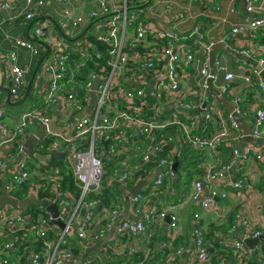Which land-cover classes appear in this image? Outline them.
<instances>
[{
  "label": "built area",
  "instance_id": "obj_1",
  "mask_svg": "<svg viewBox=\"0 0 264 264\" xmlns=\"http://www.w3.org/2000/svg\"><path fill=\"white\" fill-rule=\"evenodd\" d=\"M25 1L26 4L22 7L14 0H0V25L4 21L10 24L26 23L40 14L43 0ZM83 1L92 4L87 17L95 21L93 33L88 37L102 47L94 46L87 38L75 51L66 39L46 22L32 26L31 34L35 38L32 41L23 36H10L14 46L29 51L33 60L41 55L43 48L36 44L35 40H39L42 45L46 44L49 52L41 67V73L47 78L42 105L22 111L14 124L9 125L5 121L4 103L0 102V149L18 144L15 153L7 154L5 158L0 157V174L5 169L9 170V176L2 186L10 193L32 179L34 172L29 169L31 156L22 150V144L27 136V128L33 122L47 127L52 118L51 114L46 112L53 111L63 131L47 130L38 140L39 148L55 151L62 149L68 152L65 158L81 192L73 198L69 191L59 190L60 169H45L39 179H50L53 182L51 193L55 199L49 200L57 203L59 218L66 223V227L60 229L50 223L51 215L43 207V213L38 214L36 219L29 218L23 209L14 206L2 208L0 224L7 229L10 238L0 237V264H15L9 255L19 252L20 244L29 241V234H32V244L28 249L29 264L96 262L95 258L88 257L85 252L77 256L71 251L70 242L66 238L68 227H73V236L84 250L102 240L107 234V229L113 226L117 236L116 243L122 237L128 236V251L133 255L138 251L136 243L141 236L150 232L154 223L163 222L167 217L169 222L163 234L166 239L160 243V248L163 254L171 252L167 254L166 262L173 261L181 253V249L174 253L171 249L176 237V216L155 205L144 210V201L147 200V195L152 194L141 195L138 192L130 197L128 206L136 216L134 219L119 217L118 209L123 202L115 208H102L94 212L100 200H85L89 192L97 191L101 187L104 175L103 161L97 153L96 141L110 140L106 149L104 146L102 148L104 152L109 151L112 155L127 153V145H133L136 155L143 162H147L151 154H156L165 147L166 140L163 138L153 142L154 131L164 129L169 124H175L179 129L169 138L174 140L175 145L186 143L192 149L204 152L205 158L199 164L201 173L193 174L190 182V199L205 210L219 213L224 210L218 207L216 197L226 199L229 196H237L244 199L241 200L243 206L235 213V224L222 237L224 246L232 248L238 259H248L250 251L243 239L264 235V221L254 223L247 215L244 202L251 200L245 199L258 197V194L253 188L244 189L243 179H235L232 171L245 167L250 160L264 163V144L239 148L241 134L238 124L225 112L216 96L209 97L206 106L203 107L202 104L208 78H212L213 86L219 88L224 96L226 94L225 97L234 105L238 114L242 112L239 108L240 98L229 87L230 81L240 77L246 86L258 84L264 92V82L260 77V70L255 65L249 63L243 73L235 74L227 70L221 56L216 52L213 60L214 71L211 73L208 57L212 44L224 42L238 56L255 61L264 69V45L256 41L259 34H264V0H243V14L240 11L242 17L235 21L227 15H220L221 0H165L164 12L169 14L166 22H173V28L167 30L159 29L150 19L141 18L136 4L139 0ZM228 1V13H239L235 6L237 0ZM56 2L62 6V18L58 24L61 31L68 30L71 24L85 20L83 16H74L70 0ZM197 17H203L206 21L208 18L214 24L212 27L216 30V35L209 36L199 22L192 25L189 31L176 30L174 24ZM232 38L236 42L233 45L230 44ZM2 40L0 36V58L6 63V73L11 80V100L17 102L27 86L29 67L19 64L14 51L3 52ZM93 59L106 62L108 66L94 63L97 67L84 80V96L81 97L75 85L76 74L85 69ZM221 73L226 83L218 84ZM92 95L95 97V105L89 112L84 113L85 104ZM189 97L192 98L188 99ZM149 98H153L152 104L148 102ZM163 109L171 110L167 120L148 115V111L160 112ZM76 110L77 116L71 122L70 114ZM203 121L210 122L215 130L205 135L204 129H201ZM133 135L147 138L152 143L140 150L136 143L129 141ZM251 135L258 140L264 138V109L256 110ZM44 138L51 140L49 145L43 142ZM225 140L233 142L234 147L228 164L220 165L218 149ZM81 145L84 147L80 148ZM177 148L173 146L152 170L151 173L155 174L150 187L152 193L158 194L163 187L168 188L173 180H177L176 170L173 168ZM117 174L113 181H118L119 186L128 193L125 184L131 177V167H126L124 172ZM27 192V195L39 197V186L31 184ZM174 192L172 190V193ZM177 192L186 194L182 189ZM236 225L242 227L240 241H227V236L235 231ZM192 233L195 252L190 255L189 264H207L208 251L197 225H194ZM38 240L42 244L39 251L33 246V242ZM217 264L231 263L219 260ZM257 264H264V257L260 258Z\"/></svg>",
  "mask_w": 264,
  "mask_h": 264
},
{
  "label": "crops",
  "instance_id": "obj_2",
  "mask_svg": "<svg viewBox=\"0 0 264 264\" xmlns=\"http://www.w3.org/2000/svg\"><path fill=\"white\" fill-rule=\"evenodd\" d=\"M114 1L118 2L119 0L118 1L114 0ZM14 2H16V4L22 7L25 6L26 4L25 0H14ZM221 3H222V9H221L220 15H227L228 18L233 21L238 20L242 17V15L240 14V11H242L241 13L243 14V0H237L235 2V6L239 10V13L237 14L228 13L227 9L230 5V2L228 0H221ZM69 4L73 9L74 16H83L85 17V20L81 23L71 24L68 27V30L61 31L58 28V24L62 18V6L58 4L56 0H43V4L39 10L40 14L37 15L39 16L38 17L39 19L34 21L32 24L28 22L26 23L16 22L15 24H10L7 21H4L0 25V36L3 38L1 50L3 52L14 51L17 54L19 64L29 67L28 80L31 77L33 71L36 70V73H35V76L32 82V87L29 93V95L31 94L33 96V97L31 96L32 100L30 102L31 104L30 106L40 107L42 105V96L44 92L43 90L45 89L47 85V78L46 76H44V74L41 73V67L43 63L46 61V59L48 58L49 48L46 44L42 45V44L36 43L43 47L42 52H41L42 56L40 55L41 57H39V59L42 57L44 59L42 61L43 63H41L38 68L37 67L34 68L36 61L34 62V60L31 58L29 51L23 48L15 47L10 36H23V37L29 38V40L31 39L32 41L33 39H35L33 38L31 34L32 26L38 24L39 22H46V23H49L52 27H54L60 36L66 39V41L68 42L71 48H74L75 51L78 50V48L82 46L84 42L87 41V38L89 37L88 35H85L86 32L82 35V37L78 39L76 37L81 32H83V30L86 29V27L89 24H91V26L88 29L93 28V22H95V21L92 22V20L87 17V13L89 9L92 8V4L86 3L83 0H70ZM138 4H139L138 10H140L141 13L145 6H147L146 8L158 6L162 8L163 10L165 9L164 5L159 4V1L153 2L152 0H139ZM119 5L120 4L118 3L117 6ZM176 8H179V7H176ZM162 13L163 11L162 12L157 11L156 14L151 13V15L154 16L157 21L153 19H150V20L154 21L159 29L167 30L169 28H173V22H166V20L169 18V14L164 12L162 15ZM193 24H194L193 21H188V22L177 24V25L174 24V26L176 27V30L180 32H186L191 29ZM213 25L214 24H212L207 18V21H204L202 24L203 26L202 29L203 31L204 30L207 31L209 36H215L216 30L212 27ZM6 35H9V36L6 37ZM89 41L92 42L94 46L102 47V46H99L100 44L98 43L96 45L91 38H89ZM235 43L236 42L234 41L233 38L230 39L231 45ZM216 52H217L216 53L217 55L221 56L222 61L224 65L226 66L227 70L232 73H235V74H239L240 72L243 73L244 69L247 67V63H245V61H243L238 55H234L230 52H227L222 48L217 50ZM39 59L37 61H39ZM87 67L85 69L86 77L92 71L90 69H87ZM222 74L223 73H221L220 75L218 84L226 83L223 80ZM85 79L76 77L75 85H77L78 87L77 90L79 93L82 90ZM0 85L10 90L11 80H10V77L6 73V63L1 58H0ZM228 85L232 88L231 90L234 91L237 94V96H239L241 102L243 100H246V102L244 103L242 112L239 114V116L241 117L242 120H244L245 122L249 124V129L251 133L256 110L264 109V92H262L257 87V89L255 90L254 101L247 102L246 92H250L251 90L254 89V87H250L253 84L250 86H246L240 77H236L235 79L230 81ZM0 92L5 93V100L0 101V102H4L7 106L5 110V113H6L5 121L9 125H13L18 114L26 110L27 107L21 110H17V108L15 109L14 107L9 106L6 102V97H7L6 92L1 89H0ZM83 96L84 95L82 94V97ZM11 102L13 101L11 100ZM94 105H95V97L94 95H92L87 101V103L85 104V108L83 112L84 113L89 112L94 107ZM50 114H51V118H53V116L55 115V112H50ZM38 124H39L38 122H33L27 128V136L34 134V132L37 129ZM57 124L62 126L58 122ZM239 132L241 134V138L238 142L239 148H243L246 146H257L258 147L259 145L264 144V138L260 140L255 139L254 144L248 143L244 140L243 133L240 127H239ZM38 142H37V148L34 147L35 150H37V152H39L40 154H45L43 153L44 149L39 148ZM5 150L6 148L1 149L0 154H2ZM47 151L48 153L46 154L62 152L65 154L63 155L64 158L68 156V152L62 149L55 151L49 148L47 149ZM204 158L200 162H202ZM223 160L224 158L221 157V153H219V162H223ZM30 161H31L30 164L33 163L32 159ZM47 161L48 159H45L43 162H39L37 160V163L35 164V166L33 163L32 170L34 174H37L38 178H41L42 173H40V171L43 169V167H47L49 165ZM262 163L263 162L258 163V162H254L253 160H250L247 162L245 167L241 169H237V170L235 169L232 171V176L235 179H238V178L243 179L244 189H246V187H248L249 189L253 188V191L258 194V197L246 198L245 200H251V201L244 202V205L247 208V215L254 223H260L261 221H264V186L263 184H260L261 182H264V166H262ZM54 168H58V167L49 166V169L51 170H53ZM151 174H154V173H151ZM8 176H9V170L5 169L0 174L1 183H3L4 180H6ZM154 177H155V174L153 175V179L151 181L154 180ZM138 181H136L133 184V186ZM190 182H187L186 184H181L179 186V190L182 189L184 193L186 194L184 195L180 192V194L176 196L178 200H164V197H166V194L170 193L169 192L170 188L168 186V188H165L164 191L162 189L160 192H158L159 194H154V196L147 195V200L144 201V205H145L144 210L155 205L157 208L161 210H165L169 212L170 214H173L176 216V225H175L176 227L174 229L176 237H175V242L173 243V246L171 249H173V253L176 250L181 249V253L179 254V256H176L175 259L171 261L170 263H167L166 260L163 261L162 259L163 252H162V249L160 248L161 246L160 243L162 242V239L164 237L162 234H164V231L166 230L165 226L168 225V222H169V221L168 222L166 221V218L163 222L154 223L150 229V232L142 235L141 239L136 243V247L138 250L137 253H143L144 260H139L137 257H134V258L131 257V256H134V254L131 255L129 253L130 250L128 251V245L130 243V238L128 236L122 237L120 241L116 243L117 236L115 235V228L113 226L107 229V234L102 240L96 241L89 248L84 249V250L82 249V247H80L81 248L80 253L82 254L83 252H85V254L88 257L95 258L96 262L98 259L97 263H100V264H189L190 255L195 252V249L193 248V242H192L193 241L192 232L194 230V225H197L198 223V225H200L201 228H203L207 232L212 224L221 225V224H224L225 222L227 223L230 212L232 211L236 212L238 209H240L243 206L241 200H244L243 198H239L237 196H229L226 199H221L219 197H216L215 201L217 202L219 208H223L224 210L223 213H219L213 210H205L201 208L196 202L190 199L188 195L192 191ZM144 187L145 186H143L141 189H143ZM129 190H128V193L126 192L123 193V201H122L123 204L118 209L119 217L134 219L136 216L132 213L130 206H128V200H130V197L132 196V194L129 193ZM228 231L229 230L227 228V232ZM225 232L226 231L222 232V234H226ZM29 235H32V234H29ZM241 235H242V227L236 225L235 231L227 236V241H231V242L240 241ZM0 237L5 238V239L10 238V234L8 233L7 229L2 224H0ZM223 239L224 237H222V240ZM208 240H211V239H208ZM209 242L210 241H208V243ZM246 247L250 251L248 259L236 258V252L232 248L224 246V245L219 246L216 251L219 252L218 257L221 256L227 260L232 259L231 257L233 256L234 257L233 259H235L234 260L235 263L233 262L234 264H257L259 262V259L263 257L264 247L261 244H258L255 249H250L248 246ZM115 251H118L119 253ZM9 257L11 260L15 262V264H19L21 254L20 253L10 254ZM24 264H29L28 263V253L26 255V260Z\"/></svg>",
  "mask_w": 264,
  "mask_h": 264
},
{
  "label": "trees",
  "instance_id": "obj_3",
  "mask_svg": "<svg viewBox=\"0 0 264 264\" xmlns=\"http://www.w3.org/2000/svg\"><path fill=\"white\" fill-rule=\"evenodd\" d=\"M136 4H138V3H136ZM136 4H134V5H136ZM38 17L39 16L36 15L32 20L28 21V23L32 24L34 21L39 19ZM141 18L144 19L143 17H141ZM144 20H147V19H144ZM93 21H94V19L92 20V22ZM188 21H193V23H194L193 25H195L198 22L203 24V22L206 21V19L203 17H197L195 19L189 18L187 20V22ZM35 41H36L35 43L41 44L39 42V40H35ZM256 41L259 42L260 44L264 45V34H260ZM41 56H39V57H41ZM39 57L36 58V60H34V62L36 61L34 68L39 67V66H37V63H38L37 60L39 59ZM90 66H91V64L87 67V69H90L89 68ZM85 69L81 70L80 73H77L76 77L85 79L86 78ZM64 85H66V84H64ZM250 87H254V89L251 90L250 92H246L247 102H250V101L253 102L254 96H255V90L257 89V87L260 89L258 84H253ZM31 96L32 95L30 94L28 97L31 98ZM225 96H226V94H225ZM191 98L192 97H189L188 99H191ZM153 101H154L153 98L148 99V102H150V104H152ZM245 102H246V100H243L242 102L240 101V103H239V108L241 109V111L243 109ZM170 112H171V110H168V109H163L160 112L148 111V115H150V116L153 115L155 118H157L159 120H167L169 118ZM225 112L227 113L226 110H225ZM46 114H50V111H47ZM76 116H77V110L70 114L71 122L74 120V118ZM71 122H68V124H70ZM202 128L204 129L205 135H208L210 132H213L215 130L214 126L210 122H207V121L201 122V129ZM178 130L179 129L175 124H169L164 129H161V130L156 129L154 131L153 142H157L158 140L163 138L166 140V141H164L165 147L162 148V150L158 151L156 154H151L149 157V161H147V162H143L142 159L139 158L135 154V150H134L135 148L133 145H131V146L127 145V147H126L127 153H120L118 155H112L109 151L104 152V148H102L103 147L102 141H96V146L98 149L97 153L103 161L104 175L102 178L101 187L97 191L89 192L85 196V200H93V199L100 200L99 204L96 206L94 212H98L102 208H113V207L115 208V207L119 206L120 205L119 203H121L123 201V193H125V190H123L119 186V184L117 183L118 181L117 182L113 181V178H115L118 175L117 174L118 172L122 173L125 171L126 167H129V168L131 167V170H132L131 177L128 179V181L125 184L126 189L129 190L136 181L148 177L151 174L154 167L159 162V160L161 158L165 157L167 152L169 150H172L171 148L173 146L178 147L177 152L174 153V159L176 162L175 170H176L177 180H173L170 183L169 192L173 196L176 197L178 195V192H177V194L175 192L179 190V186L181 184H186L187 182H190L191 179L193 178L192 177L193 174L199 175L201 173L199 164H200V161L204 158V155H203L204 152L196 150V149H192L186 143H181L179 145H175L174 140L169 139V138L172 137V135H174L175 133H177ZM127 133H128V131H127ZM168 139H169V141H168ZM129 141H133L134 143H136V145H138L140 147V150H143V148L146 145H148L149 143H152L151 140L144 138V137L136 136V135L131 136ZM43 142L46 145H49L51 140L44 138ZM154 145L159 146V144H155V143H154ZM17 147H18L17 143L12 144L8 148H6V150L0 155V157L3 156V158H5L7 154L15 153L17 151ZM33 147L37 148V143L34 144ZM83 147H84V145L80 146V148H83ZM233 147H234V144L230 140H225L219 146L218 151H219V153H221V157L224 158L223 162H221L220 165L228 164V162L230 161L231 156H232ZM77 148H79V147H77ZM224 150H226V151H224ZM43 153H45V154L48 153L47 148H44ZM52 154H54V153H52ZM31 159L33 160L32 162L34 163V166H35V164L37 163V159L32 157V156H31ZM33 163H31L29 165V167H30L29 169L31 171H33L32 170ZM47 163L49 165L47 167H43V169L40 171V173L44 172V170H45L44 168L47 169V168H49V166L50 167H58L60 169V180L58 181L59 190L69 191L71 193V195L73 196V198H76L78 195H80L81 189L78 186L75 178L73 177V174H72L71 168H70V164L66 160V158L53 156V157L48 159ZM262 166H264V163H262ZM152 183H153V181L150 180L149 183L143 189H141L139 194H141V195L152 194L154 196L155 193H152V191H150V189H151L150 187L152 186ZM31 184H36L39 186V197L40 198L51 199V196L53 194L50 191L52 188H54L53 182L50 179L40 180L37 177V174H34V176L32 177V179L29 182L21 184L18 187H16V189L11 190L10 194L17 197V198H23V197L27 196V194H28L27 190ZM260 184H263V186H264V182H261ZM2 187L3 186H2V183L0 181V190ZM172 190H174L175 192L172 193ZM43 210L44 209L41 206L31 204V205L27 206L26 209H24L23 211L26 214V216H28L29 218L36 219L38 214L43 213L42 212ZM235 213L236 212H234V211L230 212V214L228 216L227 223L225 222L224 224H221V225L213 224L210 226V228L207 232L203 228H201V226L198 225V223H197V226L199 227V229L201 230V234L203 235L204 244H205L206 249L208 251V263L207 264H217V262L219 260H224L227 263H231V264L235 263L234 262L235 259H233L234 258L233 256L231 257L233 260L230 259V260H232V261H230V260H227L221 256L218 257L219 252L216 251L219 246L224 245V242L222 240V235H223L222 232H224V231L227 232V228L229 230L235 224ZM55 228L58 229L57 227H55ZM50 235L53 236L52 233H50ZM163 236L164 237H163L162 241L164 239H166L165 235H163ZM53 238H55V237H53ZM66 238L70 242L71 251L73 253H75L77 256H79L80 251H81V248L79 246V242L75 239V237L73 235L67 236ZM28 239H29V241L26 244L25 243L20 244V250L17 253V254H19V253L21 254L19 264L25 263L26 255L28 253L29 246H30V244H32V242H31L32 236L31 235L28 236ZM208 239H211V240H208ZM208 241H210V242L208 243ZM33 244H34L35 249H37V251L42 249L41 241L38 240L36 242H33ZM261 245L264 247V241L261 243ZM168 253H171V252H166V253L162 254L163 255V258H162L163 261H165V258H166ZM228 255H230V254H228ZM143 256H144L143 253H136V254H134V256H131V257H133V258L137 257L139 260H144ZM263 257H264V252H263ZM97 262H98V259H97ZM97 262L94 261L93 264H100Z\"/></svg>",
  "mask_w": 264,
  "mask_h": 264
},
{
  "label": "water",
  "instance_id": "obj_4",
  "mask_svg": "<svg viewBox=\"0 0 264 264\" xmlns=\"http://www.w3.org/2000/svg\"><path fill=\"white\" fill-rule=\"evenodd\" d=\"M91 26V24H89L86 29L83 30V32H81L76 38H80L82 37V35L87 31V29ZM224 49L227 52H230L234 55H238L235 52H233L231 50V48H229L224 42H220V43H215L212 44L209 47V68L211 73H213L214 68H213V60H214V55L216 53L217 50L219 49ZM239 57L245 61V63L249 64H253L255 65V67L257 69L260 70V77L262 79V81L264 82V69L260 67V65L257 64V62L252 61L244 56L239 55ZM43 61V57L39 59L37 66H39ZM36 70L33 71L31 77L28 80L27 86L24 90V94L21 97V99L17 102H11V96H10V90L8 88H4L2 85H0V89L4 90L7 94L6 97V102L9 106H18L21 105L25 102V100L28 98L31 87H32V82L35 76ZM206 84H207V88H206V92H205V99L204 102L202 104V106H206L208 98L211 96H216V98L218 99V102L223 106V108H225V110L232 116L233 120L238 124V126L241 128L242 133H243V137L244 140L248 143H255V138H253L251 136L250 133V129H249V124L247 122H245L244 120L241 119V117L239 116V114L236 112L234 105L224 96V94L221 92V90L219 88H216L215 86H213L212 83V78H208L206 80ZM96 88V85L93 86V89ZM71 128V125L67 128L68 130ZM55 131V132H61L63 131V127L59 126L56 122V116H53L52 121L48 124V126H44L43 124L39 123L37 125V129L34 132V134L27 136V138L25 139V141L22 144V150L29 154L30 156L36 158L39 162H43L45 159H49L53 156L56 157H64L63 155H65L62 152H57L54 154H40L39 152H37V150H35V148L33 147L34 144H36L38 142V140L42 137V135L47 131ZM110 140H103L102 144L104 146V148L106 149L108 143ZM173 168H176V163L174 164ZM153 175L151 174L150 176L139 180L134 186H132L129 190V193L132 195L137 194L138 192H140L141 188L143 186H146L150 180L153 179ZM51 198L54 200L55 196L52 195ZM34 204V205H39L43 208H45L51 215V222L52 224H55L58 228L60 229H64L66 227V223L63 222L60 218H59V207L57 205L56 202L51 201L49 199H44V198H39L35 195H27L23 198H17L13 195H11L9 193V191L3 186L0 190V210L6 206H14L20 209H26L27 206ZM166 221H169V217L166 218ZM66 233L68 236L73 235V227H68L66 229ZM264 241V235H261L259 237L256 238H245L243 239V242L245 243L246 246H248L250 249H255L256 246L258 244H261Z\"/></svg>",
  "mask_w": 264,
  "mask_h": 264
},
{
  "label": "rangeland",
  "instance_id": "obj_5",
  "mask_svg": "<svg viewBox=\"0 0 264 264\" xmlns=\"http://www.w3.org/2000/svg\"><path fill=\"white\" fill-rule=\"evenodd\" d=\"M153 2H155V1H159V4H161V5H164L165 4V0H152ZM150 5V4H149ZM147 6H145L144 8H143V11H142V13H141V15H142V17L144 18V19H153V20H156V18L154 17V16H152L151 15V13H155L156 14V12L157 11H160V12H162L163 11V13H164V10L162 9V8H160V7H151V8H146ZM163 13H162V15H163ZM157 21V20H156ZM93 33V29L92 28H90V29H88L87 31H86V34L85 35H90V34H92ZM94 63L96 64V65H99V66H102V65H106V62H103V61H99V60H96V59H93V61H89V63H88V66L91 64V66L89 67L90 68V70H94L97 66L96 65H94ZM106 66H108V65H106ZM78 88V87H77ZM82 90L80 91V96L82 97ZM2 100H5V93L4 92H0V101H2ZM31 98H27L26 100H25V102L23 103V104H21V105H18V106H11V107H14L15 109L17 108V110H21V109H24V108H32V107H34V106H30L31 104H30V102H31ZM4 103V102H3ZM4 108H5V110H6V108H7V106H6V104L4 103ZM26 108V110H28ZM25 111V110H24ZM42 112H43V110H41ZM51 112H53V111H51ZM19 115H20V113H19ZM49 115V114H48ZM60 126V125H59ZM62 127V126H61ZM44 135V134H43ZM42 135V136H43ZM26 139V138H25ZM163 189V191L165 190V187H163L162 188ZM164 200H178L175 196H173L171 193H169V194H166V197H164ZM213 225V224H212Z\"/></svg>",
  "mask_w": 264,
  "mask_h": 264
}]
</instances>
